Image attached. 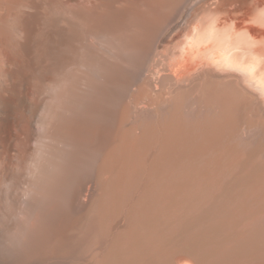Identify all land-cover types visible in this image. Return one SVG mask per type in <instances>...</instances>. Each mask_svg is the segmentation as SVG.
I'll return each instance as SVG.
<instances>
[{
  "label": "bare ground",
  "instance_id": "obj_1",
  "mask_svg": "<svg viewBox=\"0 0 264 264\" xmlns=\"http://www.w3.org/2000/svg\"><path fill=\"white\" fill-rule=\"evenodd\" d=\"M0 264H264V0H0Z\"/></svg>",
  "mask_w": 264,
  "mask_h": 264
}]
</instances>
